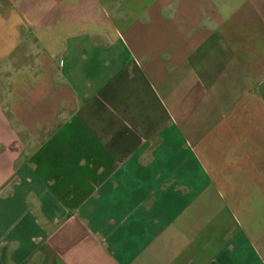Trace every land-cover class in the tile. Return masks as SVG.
Wrapping results in <instances>:
<instances>
[{"label": "crops", "instance_id": "0c3cea01", "mask_svg": "<svg viewBox=\"0 0 264 264\" xmlns=\"http://www.w3.org/2000/svg\"><path fill=\"white\" fill-rule=\"evenodd\" d=\"M0 264H264V0H0Z\"/></svg>", "mask_w": 264, "mask_h": 264}]
</instances>
